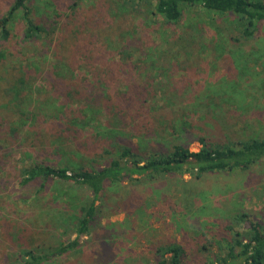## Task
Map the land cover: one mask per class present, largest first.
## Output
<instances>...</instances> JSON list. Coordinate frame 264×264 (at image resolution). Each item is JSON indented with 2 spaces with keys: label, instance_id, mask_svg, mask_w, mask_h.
I'll return each instance as SVG.
<instances>
[{
  "label": "rangeland",
  "instance_id": "1",
  "mask_svg": "<svg viewBox=\"0 0 264 264\" xmlns=\"http://www.w3.org/2000/svg\"><path fill=\"white\" fill-rule=\"evenodd\" d=\"M13 1L0 0V16ZM45 1L50 5L48 13L61 15L41 17L57 29L55 38L67 40L63 52L53 51L48 37L33 43L32 49H25L20 42L23 25L18 17L10 26V39L0 41V81L5 82L0 87V264L15 262L16 248L22 244L43 243L48 235L41 230L42 225L52 234L53 223L71 222L73 213L64 210L65 199L71 193L82 195L56 180L47 181L45 188H39L38 183L20 187L17 171L22 165H55L59 158L50 156L53 150L64 152L74 145L68 137L71 133H62V121L54 118L55 111L50 108L53 98L59 96L55 81L31 71L24 76L26 84L16 97L6 95L5 91L22 77L13 71L15 66L25 72L34 61L46 73L53 70L57 59L62 66L72 63L68 67L74 71L69 89L75 91L74 86L82 96L92 95L100 100L98 115L86 118L88 122L79 129L80 151H71L77 159L92 155L96 132L91 119L100 128L99 138L106 136L102 129L106 115L115 126L117 139L123 138L144 151L166 147L167 141L174 138L170 135L172 130L190 151H198L194 132L187 131L192 130L193 124L194 131L204 132L212 139L235 141L255 134L264 136V58L255 54L264 57V27L250 48H244L228 41L224 30L230 29L227 21L214 18V26H207L205 22L210 19L203 10H186L182 21L170 28L159 17H150L143 5L131 9L116 5L115 0H77L72 9L69 0H34L30 8L47 13L39 11L45 9ZM76 30L84 32L90 51L85 59L86 70L79 66L84 60L72 51L73 41H83L80 37L71 40ZM90 65L98 67V73ZM82 81L87 88L82 87ZM143 86L150 87L146 108L134 104L125 111L118 107L123 94L142 92ZM21 113L30 120L25 121ZM172 120L175 124L170 128ZM13 127L19 128L16 134L10 133ZM143 181H125L111 189L120 198L128 195L133 205L141 209V230L135 228L137 221H127L123 212L100 218L99 226L94 227L98 240L109 249L115 251L117 246L123 251L129 247L134 255L130 257L142 260L136 264H153L152 248L169 242L184 247L186 264H212L223 237L236 232L244 235L249 223H264V161L246 171L206 174L200 180L184 174L181 178ZM62 211L67 213L61 214ZM239 214L246 215L243 223L231 219ZM123 223L134 224L135 230L124 228ZM90 253L87 246L78 264H120L117 258L126 262L120 250L108 254L95 248L101 263L94 261Z\"/></svg>",
  "mask_w": 264,
  "mask_h": 264
},
{
  "label": "trees",
  "instance_id": "2",
  "mask_svg": "<svg viewBox=\"0 0 264 264\" xmlns=\"http://www.w3.org/2000/svg\"><path fill=\"white\" fill-rule=\"evenodd\" d=\"M69 1L72 2L71 8L73 9L77 0ZM32 2L34 0H14L6 13L1 14L0 41L5 42L10 39V26L14 19L18 17L22 20L23 25L20 42L25 46V49L28 46L32 49L33 43L48 37L49 43H52V50H56L58 54L61 49L63 52L66 49L67 40L59 39L57 36L55 38L57 29L52 27V23L43 22L41 17L43 15L60 17L61 15L48 13L50 5L47 4V1L44 2L46 4L44 6L45 9L39 10L47 13L40 14L36 8L34 9L36 11L30 8ZM115 3L116 5L120 3L122 6H129L131 9L143 5L150 17H159L162 24L170 28L177 26L182 21L186 10H203L206 12L204 14L207 18L210 19L205 22L207 26H214V18L216 21L222 19L224 22L227 21L230 29L224 30L227 32L228 41L244 48H250V44L260 36V30L264 27V0H115ZM79 37L84 42L81 40L73 41ZM84 37L83 31L76 30L75 35L71 38L73 41L71 47H74L72 50L74 51V56H79L85 62L90 51H88ZM21 54L24 55V51H21ZM255 54L260 58H264L259 53ZM17 55L22 60H25L20 53H17ZM36 64V62L31 61L30 69L25 70V72L23 68L18 71V67L15 66L13 71L16 72L17 77L20 75L22 77H18L15 85L5 91L6 95L11 94L16 97L23 88L22 86L26 84L24 76H27L26 74L31 71L40 74L41 77L46 75L47 79L55 81L59 96L53 98L54 101L52 102L54 103L50 105V108L55 111L54 118L62 121L59 126L63 129L62 133H71L70 136H66L70 137L73 141L71 144L74 146L67 149L70 152L67 150L61 152L58 149H54L50 156H58L59 159L55 161V165L45 162L22 165L17 171V181L20 187L38 183L39 188H45L47 181L56 180L65 183L72 190H75L76 193L77 191L81 192L82 195L77 194V197L76 194L71 193L65 199L67 207H64V210H71L73 213L71 222L63 220V222H58L57 224L53 223L52 234L49 233L46 225H42L41 230L48 235L43 238V243L36 244L33 243L35 241H32L29 245L22 244V246L16 248L15 262L13 263L68 264L72 262L71 264H78L80 260H83L82 257L87 246L91 252L90 255L98 263L102 261L96 258L95 248L97 247L100 251L108 254H117L116 252L119 253L120 250L122 252V255H120L126 259L125 264L132 262L133 264L141 263L142 260L140 258L133 259L130 257L134 255L130 252L129 247H125L123 251L121 248L118 250L117 246L115 251L113 248L109 249L98 240L99 233L94 230V227L96 229L99 226L98 221L100 218L117 215L122 212L126 216L125 219L127 221L132 220L133 223L137 221L135 223H138V225L135 228L141 230V222H143L139 217L142 214L141 209H137L136 204L133 205L128 195L120 198L117 194H113L112 188L118 187L125 181L141 184L145 183L143 180L155 181L167 177L181 178L184 174L190 176L191 179L200 180L206 174L235 170L246 171L264 161V136L255 134L254 136L237 138L235 141L233 139L227 140L226 138L212 139L206 137L204 132L194 131V124L190 126L192 130H186L189 133L194 132V139L199 144L198 151H190L188 144L184 143L181 138H177L175 130H172V134H170L174 135V138L167 141L166 147L161 146L156 148L157 150L147 149L144 151L138 145H132L123 138L117 139L118 133L113 129L115 126L110 124L109 118L105 113L106 110L103 111L106 116L102 121V129L106 131L103 134H106V136L99 138L100 133L97 131L100 128L94 126L96 120L92 121L91 119L93 130L96 132L94 137H92V155L89 154L87 157L79 159L75 156L72 157V149L80 151L79 143H77L80 140L79 129H82L81 125L88 122L86 118L98 115L96 108H98L100 100L92 95L82 96L83 94H80L74 86L75 91L72 92L69 89L72 84L71 74L74 71L68 69V67L72 66V63H64L62 66V62L57 59L53 70H48L46 73ZM79 66L86 70L88 64L85 62ZM90 67L92 71L94 70L98 73V67L93 65H90ZM101 70L103 75L106 76V71ZM1 80L0 87L5 85L4 79ZM35 80L39 81L38 79ZM84 81H82V87L87 88L88 85H85ZM157 88H159V84ZM141 89L143 90L142 92H132L128 96L127 93L123 94L118 107L120 109L124 107L123 110L125 111L135 105L139 108H146L150 87L143 86ZM62 92L65 93V97ZM156 93V91L152 93V96H155ZM99 108L101 109L100 106ZM20 116L25 121L30 120L27 116H22V113ZM183 116L185 114L175 120ZM77 117H81V119ZM173 120L170 128H173L175 124V120ZM129 126L131 127L130 123ZM71 127L74 129H70ZM18 129V127H13L10 129V133L16 134ZM186 130L184 134H187ZM62 153L67 156H62ZM161 191L162 193L164 192L163 189ZM74 201L76 203L71 205ZM61 214H64V212L62 211ZM245 218V214H239L231 219H234L235 223H243ZM133 225L123 223L124 228L131 231L135 230L132 228ZM244 233V235H241L236 232L231 234L230 237H223L217 245L218 252L212 256V264H264V223H249ZM152 252L153 264H186L184 261L186 257L185 249L178 242L156 245L152 248ZM76 255L78 257L74 258L73 256ZM119 261L120 264L124 263L117 258L116 262Z\"/></svg>",
  "mask_w": 264,
  "mask_h": 264
}]
</instances>
